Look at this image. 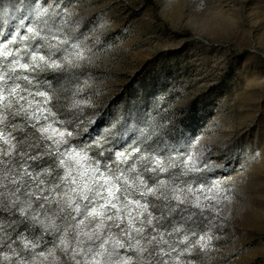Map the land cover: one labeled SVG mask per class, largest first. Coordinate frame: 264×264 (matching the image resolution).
<instances>
[{
	"label": "snow or ice",
	"instance_id": "1",
	"mask_svg": "<svg viewBox=\"0 0 264 264\" xmlns=\"http://www.w3.org/2000/svg\"><path fill=\"white\" fill-rule=\"evenodd\" d=\"M81 22L72 0H0V32L10 29L0 39V257L198 264L232 189L203 179L215 166L197 137L178 147L163 123L141 130L144 147L132 152L113 151L108 136L83 138L96 113L82 95L91 50ZM49 75L75 86L58 90Z\"/></svg>",
	"mask_w": 264,
	"mask_h": 264
},
{
	"label": "rangeland",
	"instance_id": "2",
	"mask_svg": "<svg viewBox=\"0 0 264 264\" xmlns=\"http://www.w3.org/2000/svg\"><path fill=\"white\" fill-rule=\"evenodd\" d=\"M197 3L72 0L91 50L80 81L89 80L82 95L96 115L83 138L108 136L113 151L132 152L155 123L178 147L197 137L215 166L203 179L234 197L198 264H264V0ZM48 79L58 90L75 86Z\"/></svg>",
	"mask_w": 264,
	"mask_h": 264
}]
</instances>
